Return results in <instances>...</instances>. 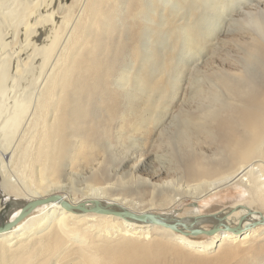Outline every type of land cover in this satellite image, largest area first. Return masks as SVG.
Masks as SVG:
<instances>
[{
  "label": "bare ground",
  "instance_id": "obj_1",
  "mask_svg": "<svg viewBox=\"0 0 264 264\" xmlns=\"http://www.w3.org/2000/svg\"><path fill=\"white\" fill-rule=\"evenodd\" d=\"M116 1L0 0V96L12 93L7 102H0V160L6 159L10 166L8 170L4 169V161H1L0 222L12 221L25 203L50 195H59L73 206L98 200L115 204L135 214L153 213L145 209L137 210L131 200L122 197L106 198L98 191L101 188L95 189L94 186L89 195L87 192L85 198L78 200L59 192L47 194L50 186L59 185L56 178L61 175L62 170L54 162L58 156L60 159L65 158L62 156L65 151L62 142L66 136L68 111L65 109L67 99L64 92L72 76L77 73L84 75L88 71L85 64L89 59L85 55L89 48L93 45L95 50L91 47L90 51L94 53L99 45L102 47L98 39L106 33L102 32L105 28H101L114 18L117 12ZM222 1L227 8L233 4V0ZM139 9H142V5H139ZM253 24L259 38L253 39L246 51L242 76L222 83L223 88L227 89L239 105L227 109H223L225 106H209L205 124L192 122L196 123L194 126H198L199 130L200 127H206V131L216 133L217 139L219 138L217 148L210 155L200 153L187 158L182 151L175 150L180 168L171 169L174 174L169 168L164 169L160 165L156 167L153 159L148 158L144 163L135 164L134 172L146 176L141 179L142 183H147L155 193L157 187H162L157 191L161 201L177 203L179 193L189 188L199 192L200 200L207 194H214L233 184L236 189L244 188L249 191L254 200L261 202V210H264V173L259 171V160L253 161L256 157L264 156V18L255 19ZM114 60L111 58L109 64L105 65L106 71L112 70ZM97 86L101 88V92L104 90L98 82L95 88ZM254 91H257L256 95L249 97ZM261 147L262 154L259 152ZM225 152L228 157L223 154ZM95 177L91 181H95ZM181 178L192 184L174 185L175 182L179 183L175 179ZM60 187L64 185L58 188ZM141 190L133 188L134 193ZM205 204L195 208L189 217L202 215L200 210ZM238 206L264 216L262 211L239 204L221 213L225 215V223L229 226L237 225L239 218L247 214L246 210H233ZM177 211L174 208L165 214L177 216ZM258 219V215L251 214L241 226ZM202 227L209 228L205 225ZM259 230L263 234L257 237ZM68 234L77 235L75 237L78 239H74L77 245L73 249L84 264L97 263L99 255L111 254V250L117 256V264H146L147 259L133 258L130 255L132 250L138 248L140 243L137 242L140 240L171 236L184 250L198 254L221 246L240 247L249 242L261 241L264 226L249 229L239 235L220 232L208 237L206 242H195L190 237L161 227L138 225L110 215L70 212L58 202H51L35 208L11 230L0 233V264H45L46 261L40 263L38 260L47 259L57 250L69 246L65 239ZM116 238H119L118 242L112 241ZM233 251L234 249L228 248L220 256L225 259L233 255Z\"/></svg>",
  "mask_w": 264,
  "mask_h": 264
},
{
  "label": "rangeland",
  "instance_id": "obj_2",
  "mask_svg": "<svg viewBox=\"0 0 264 264\" xmlns=\"http://www.w3.org/2000/svg\"><path fill=\"white\" fill-rule=\"evenodd\" d=\"M115 7L114 18L101 28L107 30L98 39L102 47L99 45L93 53L92 45L85 55L89 59L85 64L88 71L72 76L64 92L68 111L62 142L65 158L58 156L54 162L62 170L56 178L57 185L64 187L50 186L47 194L59 192L78 200L85 198L87 192L89 195L94 186L101 188L98 191L106 198L131 200L137 210L167 213L175 208L180 218L191 215L204 203L202 215L224 213L239 204L264 214L258 199L233 184L200 200L199 192L189 188L179 193L177 203L161 201L157 195L162 187H157L155 193L142 183L145 174L134 172L135 164L148 158L156 167L179 170L175 150L187 158L200 153L210 155L217 148L216 133L206 131V127L199 130L192 122L205 124L209 106L227 109L239 105L222 83L242 76L246 51L253 39L259 38L253 21L264 18V1L233 0L230 10L222 0H117ZM111 58L115 59V66L106 71ZM97 82L104 88L102 92L99 86L95 88ZM10 95L8 92L0 96L4 97L0 102H7ZM260 158L253 161L259 160L261 170L258 169L264 173V156ZM1 166L6 170L10 167L6 159L0 160ZM94 177L95 181H91ZM175 181H179L176 186L192 184L185 178ZM133 188L144 190L134 193ZM262 234L259 230L257 237ZM75 236L68 234L67 248L38 262L84 264L73 249L78 239ZM191 239L208 241L205 236ZM112 241L118 242L119 238ZM137 243L140 245L129 251L130 255L147 259L146 264H264V236L261 241L244 246L226 245L198 254L184 250L171 236H154ZM228 248L234 249L233 255L222 259ZM95 264H117V256L111 250V254L99 255Z\"/></svg>",
  "mask_w": 264,
  "mask_h": 264
},
{
  "label": "water",
  "instance_id": "obj_3",
  "mask_svg": "<svg viewBox=\"0 0 264 264\" xmlns=\"http://www.w3.org/2000/svg\"><path fill=\"white\" fill-rule=\"evenodd\" d=\"M51 202H58L66 211L80 214L94 213L99 215H110L138 225L161 227L174 233L181 234L184 237L190 238L198 236L211 237L220 232H228L234 235H239L245 231H248L249 229L264 226V216H262L260 213H253L249 210H246L243 206H238L233 210H246L247 214L242 215L239 218L237 225L229 226L225 223V215H222L221 213L197 215L195 217L187 216L182 218L165 213L145 212L141 214H135L115 204L104 203L98 200L81 202L73 206L67 201L63 200L59 195H50L45 198L35 199L25 203L23 207H21L19 214L12 221L5 222L1 220L0 233L11 230L35 208ZM251 214L258 215L259 219L242 227L241 225L243 222H245L247 217ZM205 224L210 225L208 229H204L202 227Z\"/></svg>",
  "mask_w": 264,
  "mask_h": 264
}]
</instances>
